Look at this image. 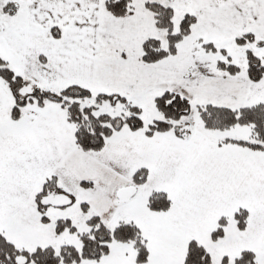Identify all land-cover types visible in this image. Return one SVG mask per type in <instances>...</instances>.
I'll return each mask as SVG.
<instances>
[{
    "label": "snow or ice",
    "instance_id": "obj_1",
    "mask_svg": "<svg viewBox=\"0 0 264 264\" xmlns=\"http://www.w3.org/2000/svg\"><path fill=\"white\" fill-rule=\"evenodd\" d=\"M0 264H264V0H0Z\"/></svg>",
    "mask_w": 264,
    "mask_h": 264
}]
</instances>
